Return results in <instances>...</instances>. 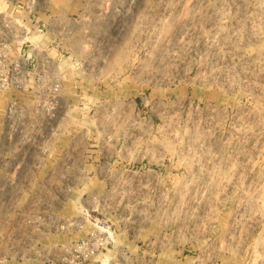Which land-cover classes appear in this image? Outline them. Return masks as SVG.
Masks as SVG:
<instances>
[{"label": "rangeland", "instance_id": "374dc122", "mask_svg": "<svg viewBox=\"0 0 264 264\" xmlns=\"http://www.w3.org/2000/svg\"><path fill=\"white\" fill-rule=\"evenodd\" d=\"M1 44L60 88L0 93V264H264V0H0Z\"/></svg>", "mask_w": 264, "mask_h": 264}, {"label": "built area", "instance_id": "2783aa9c", "mask_svg": "<svg viewBox=\"0 0 264 264\" xmlns=\"http://www.w3.org/2000/svg\"><path fill=\"white\" fill-rule=\"evenodd\" d=\"M22 47L16 49L18 59L9 54V44L0 45V93L8 91H25V74L29 73L34 82L33 92L39 93L40 86L43 84L47 91V98H53L59 92V82L51 75V61L44 64L38 59V53L30 57L31 67L29 72L25 73L22 64L20 51ZM48 115L51 116V108ZM108 242L103 234L91 233L85 239L76 242L72 248L75 259L85 262L92 257L98 256L106 250Z\"/></svg>", "mask_w": 264, "mask_h": 264}]
</instances>
